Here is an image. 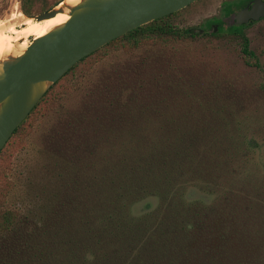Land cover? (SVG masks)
I'll list each match as a JSON object with an SVG mask.
<instances>
[{
    "label": "trees",
    "instance_id": "1",
    "mask_svg": "<svg viewBox=\"0 0 264 264\" xmlns=\"http://www.w3.org/2000/svg\"><path fill=\"white\" fill-rule=\"evenodd\" d=\"M170 15L106 46L125 38V48H136L139 33L153 27L175 34L169 24L159 26ZM103 48L81 59L55 85L71 73L82 81L87 69L78 67ZM243 52L247 64L260 66L246 37ZM70 89L67 84L48 90L0 153V264H236L237 222L220 194L214 156L219 153L229 167L240 142L231 130L229 135L223 131L227 124L201 125L187 111L167 106V95L150 107L135 94L120 92L108 102L100 93L96 100L104 102L102 109L90 108L86 115L79 108L67 111L58 127L46 132L41 147L24 143L21 151L31 148L43 161L29 175L17 169L21 153L6 168L13 139L30 138L38 115L46 117ZM44 103L46 111L39 112ZM75 140L80 147L72 152ZM197 192L203 196L195 197ZM149 198L157 205L147 201L143 212L135 213L134 206Z\"/></svg>",
    "mask_w": 264,
    "mask_h": 264
},
{
    "label": "rangeland",
    "instance_id": "2",
    "mask_svg": "<svg viewBox=\"0 0 264 264\" xmlns=\"http://www.w3.org/2000/svg\"><path fill=\"white\" fill-rule=\"evenodd\" d=\"M56 1H29V11L39 10L41 6L47 8ZM227 1L194 2L159 22L161 27L169 24L175 34L156 27H153L155 30H143L139 35L149 33V36L138 35L142 41L136 48H125L123 43L128 40L122 38L105 45L78 67L87 69H84L86 77L82 81L71 73L58 85L53 84L51 91L61 90L67 84L71 89L62 102L47 109L48 115L44 118L39 112L45 110L47 103L41 105L35 115L39 114L38 118L29 131L32 138L28 136L26 141L25 137L13 139L8 147L10 154L6 168L11 159L21 153L17 169L29 175V171L43 161L31 148L21 151L24 143L41 147L46 132L67 116V111L79 108L86 115L90 108L98 106L102 109L100 105L104 102L96 100L100 93L107 96L108 102H114L120 92L135 94L150 107L158 104L159 95H167V106L187 111L192 122L221 128L227 124L223 131L228 129L229 135L231 130L238 138L240 143L229 167L219 153L215 154V174L219 175L217 182L223 187L220 194L230 207L231 218L237 222L239 244L233 250L236 264H264V19L242 25L236 31L230 30V26L236 24L223 19ZM22 3V0H0V26L9 24L14 16H25ZM217 18L221 21L216 29L211 25L205 27L208 20ZM187 28L195 33H183ZM201 28L206 31L201 32ZM245 37L256 52L260 66L246 63ZM78 146L77 140L72 141L71 151H76ZM219 195L215 193L213 197ZM194 196L202 197L203 194L197 192ZM147 201L157 205L156 198H149L134 206L135 213H142Z\"/></svg>",
    "mask_w": 264,
    "mask_h": 264
},
{
    "label": "water",
    "instance_id": "3",
    "mask_svg": "<svg viewBox=\"0 0 264 264\" xmlns=\"http://www.w3.org/2000/svg\"><path fill=\"white\" fill-rule=\"evenodd\" d=\"M63 1L47 12L25 15L42 21L68 9V20L43 36L31 38L21 54L0 60V153L51 86L81 59L197 0H81L59 6ZM262 17L264 0H255L230 23L245 24Z\"/></svg>",
    "mask_w": 264,
    "mask_h": 264
},
{
    "label": "bare ground",
    "instance_id": "4",
    "mask_svg": "<svg viewBox=\"0 0 264 264\" xmlns=\"http://www.w3.org/2000/svg\"><path fill=\"white\" fill-rule=\"evenodd\" d=\"M81 0H64L59 6L67 3L77 4ZM68 9L55 17L36 21L33 18L14 16L9 24L0 26V60L8 55L21 54L30 43L31 38L43 36L54 26L64 23L69 18ZM24 40V41H22Z\"/></svg>",
    "mask_w": 264,
    "mask_h": 264
},
{
    "label": "flooded vegetation",
    "instance_id": "5",
    "mask_svg": "<svg viewBox=\"0 0 264 264\" xmlns=\"http://www.w3.org/2000/svg\"><path fill=\"white\" fill-rule=\"evenodd\" d=\"M29 1L33 2V1H45V0H22V2H23L22 3V13L23 14H36L37 12L44 13V12L49 11L50 9H52L54 6L57 5L55 3V5L49 6L47 8L41 6V8L39 10L29 11V10H31V8L29 9V7H28V2ZM59 1H61V0H58L56 2H59ZM197 1H199V0H197ZM197 1H195V2H197ZM254 1L255 0H228L226 2L225 6L223 7V14H224V18L223 19H229V21L232 22L233 21V17L240 10H242L244 8H247V7H251L253 5ZM262 19H264V17H262L259 20H250L248 23H245V24H250V23H253V22H257V21H260ZM220 21H221L220 18L208 20L206 22V24H205V27H208L209 25H211V26L214 27V29H216ZM235 24L236 25H240V26L241 25H245V24H238V23H235ZM200 31L204 32V31H206V29L205 28H201Z\"/></svg>",
    "mask_w": 264,
    "mask_h": 264
}]
</instances>
